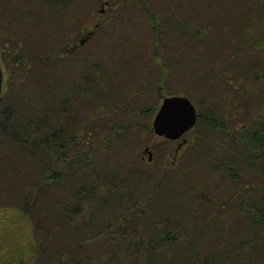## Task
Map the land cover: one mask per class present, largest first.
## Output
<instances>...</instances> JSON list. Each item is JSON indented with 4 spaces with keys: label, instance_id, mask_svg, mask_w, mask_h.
<instances>
[{
    "label": "rangeland",
    "instance_id": "obj_1",
    "mask_svg": "<svg viewBox=\"0 0 264 264\" xmlns=\"http://www.w3.org/2000/svg\"><path fill=\"white\" fill-rule=\"evenodd\" d=\"M200 2L204 6H201ZM216 2L218 0H59L25 7L33 10L22 13L20 10L16 12L12 5L7 6L4 0H0V65L3 73L0 93V264H41L37 259V251L39 253L40 248H43L42 244L38 245L39 234L29 216L22 210V205L38 197L29 182L34 180L35 176L39 180L51 170L57 169L56 162L53 166L50 162H45L41 168L38 161H27L24 154L16 152V141L14 137H10L7 127H2V124L7 125L9 129L15 128L19 134L26 133L31 124L39 121L43 115L41 111L56 105L52 88H49L48 84L56 85L58 77H66L59 71L62 62L58 61L60 58H65L63 68L67 71L70 69L69 76L81 73L87 78H96L99 82L103 79L104 85L116 89L117 100L112 101V106L122 107L121 101H127L132 114L137 115L136 124L130 123L128 132L120 128L125 123L118 122L110 126L117 130L109 128L107 134L115 139L113 145L107 150L104 148L102 153L106 155L104 158L108 159L110 166L103 173L105 181H108L106 184L112 185L113 182L119 187H124L123 184L126 186L129 183L130 190H127L126 195L130 196L131 203L136 201V204L147 207L146 201L150 193L155 191L156 186L162 188V199L151 202V205L161 210V214L158 217L151 212L146 219L145 228L139 230L140 233L148 234L162 227L167 218L174 224L178 223L187 217L186 210L196 203L203 202L204 197L217 201L223 196L226 184L224 166L218 161H213L214 157H209L193 171L189 170L193 177L192 189L183 188L186 196L181 197L174 185H171L173 181L170 180L171 175L167 167L178 163L181 152L194 137V127L176 140L166 139L156 134L152 128L154 114L165 96V90L159 86L160 80L152 79L155 75L153 72L159 70L160 56L167 57L166 59L169 55L175 56V49L172 43L173 25L153 24L150 13H156V16L165 13L171 4L176 10L186 6L195 9L196 13L205 6H208L207 9H214ZM221 8L227 12L220 15L216 13L199 25H220L226 21L229 31L225 35V42L231 55L238 53L234 50L235 46L240 48L242 54L249 53L251 57L264 54V0H225ZM76 11L78 12L74 14ZM43 24L49 25L48 33L46 31L38 34V25ZM81 24L84 25L83 30L74 33ZM163 28L165 38L158 35ZM239 28H244L243 34L238 33ZM88 30L93 31L92 35L83 44H79V39L84 37ZM237 55L240 56L239 53ZM19 56L23 58V63H28L27 66L24 67L22 61L19 63ZM74 61H77L75 68ZM9 71L12 73L9 74ZM10 76L13 78L11 83L14 84L9 87L7 84ZM141 77L149 78L148 87L149 83H152L149 90L144 89L145 93H142L143 88L139 85ZM92 88L93 84L89 86L91 92L83 95L80 106L77 107V103L73 101L77 112L72 115L70 124L72 121H75V125L81 123L82 114L86 111L91 113L92 121L96 118L93 127L88 125L85 128L88 135H81L90 142L82 141L81 138V141H76L75 150L79 153L101 149L95 145L97 141L94 139L108 126L102 122L110 123L113 117L104 104L102 94L95 93ZM153 88L156 89L153 91L156 95L149 97L148 91L152 93ZM181 88L180 84L175 86L177 90ZM243 88L241 97H237L235 102L234 98H231L226 105L225 133L228 134L229 141L241 129H248L249 125L245 126L246 123L254 122L256 118L258 121L264 118V76L249 78ZM231 92L234 90L231 89ZM56 94L57 91L54 95ZM62 95L63 92L59 99ZM154 98L158 99V102L153 110L152 104L156 102ZM255 110L258 111L257 115L254 114ZM149 112L152 113L150 116ZM100 115L104 116H101L99 121ZM57 116L61 118L60 113H57ZM249 117L252 118L249 120ZM222 142L219 137L217 141H211V146L218 147ZM231 144L232 140L225 148L223 157H232L234 166L246 167L240 146L234 151L230 148ZM145 147L151 151V160L148 159ZM37 166L41 171H37ZM66 177L67 180L70 179L69 175ZM64 189L66 188L60 187L54 191L56 194L53 199L62 198ZM124 197H120L121 201L126 200ZM47 199L46 196L45 200L48 201ZM87 200L88 197L84 195L73 199L80 210L74 216L72 225L80 226L88 222L89 218L96 217L94 227L88 231L92 240L85 241L81 251L84 264H131V252L134 249L132 243L137 241L138 234L134 227L135 217L130 216L124 222V227L119 226V219L117 227L113 225L115 232L105 236L104 228L99 223L110 214L111 208L108 210L101 205L93 208L87 204ZM112 204L116 207L114 201ZM124 208H119V212ZM29 212L38 214L34 212V208H30ZM116 222L117 220L112 223ZM139 223L141 225L143 222ZM242 230L244 229H238L236 234ZM216 240L214 242H217ZM262 242L264 241H260L258 245ZM239 243L217 263L201 262L197 258L189 257L188 263L180 261V264H256L254 258L258 245ZM79 248L81 247L77 249ZM47 263L48 261L44 264Z\"/></svg>",
    "mask_w": 264,
    "mask_h": 264
},
{
    "label": "trees",
    "instance_id": "obj_2",
    "mask_svg": "<svg viewBox=\"0 0 264 264\" xmlns=\"http://www.w3.org/2000/svg\"><path fill=\"white\" fill-rule=\"evenodd\" d=\"M58 1L4 0V3H7V6L12 5L16 12L20 10L22 13H29L27 11L33 9L25 7ZM224 1L218 0L214 9H207L208 6H205L196 13H194L195 9H189L186 6L176 10L171 4L165 13L157 16L156 13L149 15L153 24L173 25L171 27L174 34L172 43L175 49V56L169 55L168 59L160 56L159 70L153 72L155 75L151 78L160 80L159 86L165 90V95H186L197 106V120L193 126L194 137L188 141V147L186 146L187 148L185 147L181 152L179 161L177 159L178 163L167 167L171 175L170 180L174 182H171V185H174L180 196L184 198L186 192L183 188L192 189L193 185V177L189 170L193 171L204 159L214 157L213 161L223 165L226 174L223 196L217 201L204 197L203 202L196 203L186 210L187 217L182 218L178 223L174 224L167 218L162 227L148 234L140 233L139 230L145 228L146 219L151 212L158 217L161 214V210L151 205V202L162 199V188L156 186L155 191L150 193L146 201L147 207L136 204V201L131 203L130 196L126 195L127 190H130L129 183L126 186L123 184L124 187H119L113 182H111L113 186L110 183L106 184L108 181H105L103 173L110 166L108 159L104 158L106 155L102 153L113 145L115 139L107 134L109 128L113 131L117 130L110 126H113V123H125L120 128L128 132L130 123L136 124L137 115L132 114L127 101H121L122 107L112 106V101L117 100L116 89L104 85L103 79L99 82L96 78H87L81 73L72 74V76L69 73L70 77L68 75L70 69L67 71L63 68L65 58H60L58 61L62 62L59 65V71L66 77H58L59 81L56 85L48 84V87L52 88L56 105L49 110L41 111L43 115L40 116L39 121L31 124L26 133L19 134L15 128L9 129L7 125L2 124V127H7L10 137H14L16 152L24 154L27 161H38L41 168L45 162H50L52 166L56 162L57 169L51 170L48 175H44L39 180L35 176L34 180L29 182L38 197L22 205V210L29 216L39 234L38 245L42 244L43 247L40 248L39 253L37 251L39 263L41 261V264H44L48 261L47 264H84L81 251L84 242L92 240L88 231L94 227L96 217L89 218L88 222L80 226L72 225L74 216L80 210L73 199L82 195L88 197L87 204L93 208L97 205L107 207L108 210L111 208L110 214L99 223L104 228L105 236L115 232L113 225L117 227L119 219V226L124 227V222L130 216L135 217L134 227L138 230V234L137 241L132 243L134 249L131 252V264H180V261L188 263L189 257L197 258L201 262L217 263L232 247L238 246L239 242V244L258 245L260 241H264V118H260L259 121L256 118L254 122L246 123L245 126L249 125L248 129H241L235 137H231L233 144L230 148L236 151L240 146L242 157L247 163L246 167L234 166L235 161L232 157H223V152L231 141L225 133L226 105L231 98H234L235 102L238 100L237 97H241L240 93L244 92V83L249 78L264 76V54L251 57L249 53L242 54L240 48L235 46L234 50L240 56L237 55L238 53L231 55L225 42V35L229 31L226 21L220 25H199L216 13L220 15L227 12L221 8ZM200 4L204 6L201 2ZM48 27V24L38 25V34L46 31L48 33ZM83 27L84 25H79L74 33H80ZM238 30L239 34H243L244 28ZM158 35L161 38L166 37L164 28L160 29ZM126 49L127 47L124 50ZM22 59L19 56V63L22 61L21 64L24 67L27 66L28 63H23ZM76 66L77 61H74L73 68ZM11 73L9 71V74ZM148 75L152 76L149 73ZM12 79L10 76L7 84L9 87L14 84V82L11 83ZM147 80L149 78H140L139 85L143 88L142 93L146 92L145 88L149 90L152 85L149 83L148 87ZM91 84L94 85L92 90H95V93L102 94L104 104L113 117L110 123L102 122L105 125L107 123V129L105 128L103 133H99L94 139L97 141L95 145L100 146L101 149L79 153L75 150L76 141H81L79 139L81 138L82 141L90 142L86 138L83 139L81 135L84 133L85 137L88 135L85 128L88 125L93 127L96 118L94 117L92 121L91 113L86 111L82 114L81 123L75 125V121L71 124L69 121L77 112L73 101L77 103V107L80 106L83 95L91 92L89 89ZM178 84L182 85L181 90L175 89ZM231 89L234 92H231ZM56 91L57 94L54 95ZM151 91L153 94L148 91L149 97L155 96L153 91L156 89L153 88ZM61 92L63 95L59 99ZM155 100L156 102L152 104L153 110L158 102V99L154 98ZM254 112H256L255 115L258 114L257 110ZM57 113L61 114L62 119L57 116ZM150 113L149 116L152 114ZM101 116L104 115L99 116V121ZM219 137L223 142L219 143L218 147L211 146V141L214 139L217 141ZM216 154L217 157H215ZM184 159L188 160L184 162L182 161ZM37 171H41L38 166ZM68 175L69 180L65 178ZM71 180L74 186L71 185ZM60 187L66 189L62 192V198L55 200L53 199L56 194L54 191L59 190ZM46 196L48 201L45 200ZM120 197L126 200L121 201ZM112 201L116 207L112 206ZM122 207L125 208L120 213L118 209ZM30 208H34V212L38 214L30 213ZM140 213L142 214L138 216ZM234 218H236L235 221H232ZM116 220V223H112ZM139 222L143 223L140 225ZM238 229L244 230L236 234ZM215 239L217 242H214ZM260 244L257 246L254 258L256 264H264V242ZM78 247L81 248L77 249Z\"/></svg>",
    "mask_w": 264,
    "mask_h": 264
},
{
    "label": "water",
    "instance_id": "obj_3",
    "mask_svg": "<svg viewBox=\"0 0 264 264\" xmlns=\"http://www.w3.org/2000/svg\"><path fill=\"white\" fill-rule=\"evenodd\" d=\"M92 30H88L84 37L79 39L83 44ZM2 89V69L0 66V92ZM197 120V107L193 100L183 94H171L162 97V100L154 114L152 128L154 132L166 139L176 140L189 131ZM148 159H152L151 151L145 147Z\"/></svg>",
    "mask_w": 264,
    "mask_h": 264
}]
</instances>
